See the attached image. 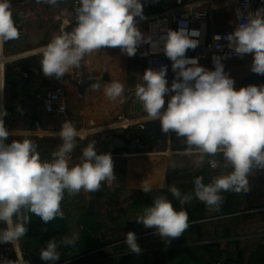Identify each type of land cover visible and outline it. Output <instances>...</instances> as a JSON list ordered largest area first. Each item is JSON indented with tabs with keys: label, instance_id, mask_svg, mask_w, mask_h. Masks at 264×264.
Instances as JSON below:
<instances>
[{
	"label": "clouds",
	"instance_id": "1",
	"mask_svg": "<svg viewBox=\"0 0 264 264\" xmlns=\"http://www.w3.org/2000/svg\"><path fill=\"white\" fill-rule=\"evenodd\" d=\"M38 4L59 5L62 0H36ZM73 13L61 10L56 19L59 31L49 43L41 47L40 70L47 78L61 80L72 68H79L85 57L106 48H119L121 53L134 57L141 44L151 43L152 51L163 43V52L172 62L175 73L171 85L166 79L167 65L158 69L147 68L142 83L135 86L134 97L146 119L159 121L161 132L174 133L186 147L185 155L195 156L197 164L208 163L213 170L221 166L230 168L227 174L213 176L204 183V177L194 178V196L210 210L219 211L222 193H247L248 175L253 167L264 169V85L249 84L236 88L234 79L225 71L222 60L226 56L213 55L214 70L201 66L199 58H189L188 50H195L201 32L189 30L181 22L178 30L168 29L153 42L137 27V18L145 19L141 0H73ZM74 14V19L69 17ZM240 22L235 30L223 37L227 47L237 56H253L251 71L264 75V9L247 12L237 10ZM20 33L13 18L10 0H0V45L19 39ZM219 41L221 36L216 35ZM221 46L217 45L219 49ZM93 91L101 85L93 84ZM4 85H0V92ZM106 98L123 103L124 85L111 82L103 88ZM48 110H51L50 108ZM65 108L61 105L60 111ZM7 110L0 104V244L11 243L14 248L28 232L31 216L47 225L63 218L62 202L65 195L74 196L81 191L96 192L102 183L111 184L116 176L111 153H99L95 142L82 149L78 163L70 165V154L76 148L77 138H83L70 120H65L58 132L62 141L50 160H42L38 146L30 139H13V132L5 126ZM142 191L151 188L144 185ZM172 196L183 206L190 203L193 194H182L172 186ZM187 211L177 210L164 195L155 196L144 207L136 222L154 230L167 246L188 229ZM47 231V228L44 229ZM78 237H55L40 250V260L56 264L61 247L75 244ZM127 247L139 255L142 251L134 232L126 233ZM0 264H24L4 258Z\"/></svg>",
	"mask_w": 264,
	"mask_h": 264
},
{
	"label": "crops",
	"instance_id": "2",
	"mask_svg": "<svg viewBox=\"0 0 264 264\" xmlns=\"http://www.w3.org/2000/svg\"><path fill=\"white\" fill-rule=\"evenodd\" d=\"M233 1L185 0V3L187 9L208 13V33H223L234 25ZM10 3L16 25L23 20L26 32L19 39L0 45V85H4L0 104L8 113L4 117L5 126L14 133L9 136V142L30 139L37 144L40 158L50 160L52 152L62 143L58 135L61 125L70 120L83 137L77 138L76 148L70 154V165L79 162L82 149L93 141L99 153L116 155L112 157L116 178L111 184L102 183L96 192L66 194L61 205L64 217L47 225L39 217L31 216L28 232L19 241L24 264H45L40 260V250L46 242L53 237L61 240L74 234L78 237L74 245L58 249L61 255L56 264H232L233 260L239 264H259V249L264 248L262 169L248 177L250 190L247 193H222L224 199L219 211L210 210L196 199L195 177L202 175L207 184L213 176L231 171L223 167L222 158L217 157L221 166L215 170L206 160L197 164L195 156L185 155L186 145L182 139H177L174 133H162L159 121L147 120L142 106L135 110L138 103L135 98L131 102H112L104 94V86L111 82L122 83L124 91L143 82L136 77L138 72L144 73V63L137 53L128 57L119 48L101 49L85 57L79 68L70 69L61 80L47 78L42 71L34 75L16 69L19 77H13L12 88L7 89V65L28 58L40 62L42 57L38 50L59 31L60 21L56 16L61 10L73 13L74 9V3L67 0L56 6L38 4L36 0H10ZM159 4H144L146 18H137V27L145 36L146 21L160 12ZM21 12H29V15L24 18ZM69 18L74 19V14ZM144 45L141 44L138 50ZM200 65L214 70L212 56ZM225 71L234 79L236 88L264 85V75L253 73L248 65L242 68L225 66ZM77 73L81 74L80 79L98 82L100 90L93 91L92 87L86 86L80 93L72 83L77 81L73 78ZM251 76L254 78L249 80ZM58 85L65 92L66 110L61 115L45 112L42 105L45 94ZM40 92L44 93L43 97ZM118 116L122 117V122L117 120ZM139 124H155L157 142L148 152L134 151L132 154L124 146H132L127 141L130 139L128 131ZM116 139L124 146L114 147ZM144 185L151 191H142ZM172 186L182 194L192 193L191 202L182 206L170 193ZM158 195L166 196L177 210H186L189 218L188 229L167 246L153 234L154 230L135 221L141 210ZM129 231L137 236L142 249L139 255L132 253L125 243ZM11 256L6 255L7 259Z\"/></svg>",
	"mask_w": 264,
	"mask_h": 264
},
{
	"label": "built area",
	"instance_id": "3",
	"mask_svg": "<svg viewBox=\"0 0 264 264\" xmlns=\"http://www.w3.org/2000/svg\"><path fill=\"white\" fill-rule=\"evenodd\" d=\"M185 0H170V2H162L159 4L160 12L154 16H151L146 21V37L151 36L153 42H158L159 37L163 35L168 29L178 30L183 22L189 30H199L201 35L199 37H193L194 39H199L200 44L195 50H188L186 55L189 58L197 57L198 62L201 64L203 61L208 60L210 56L219 55L226 56L227 58L222 60L224 66L242 68L244 66H249L251 68L253 56L251 54L244 55L243 57L237 56L232 50L227 47V41L223 39L227 34L232 33L235 27L240 22L237 19L236 13L239 10L242 13L247 14V12H255L258 9H264V0H234L231 3V8L234 14V25L228 31L223 33H208L207 32V21L208 13L206 11H193L187 9ZM23 17H27L29 12H21ZM23 20L17 23V28L19 30L20 36L25 35L26 29L23 25ZM219 35L221 39L216 41L213 39L214 36ZM217 45L221 47L218 49ZM137 56L144 63V72L147 68L158 69L161 64L167 65V75L166 79L168 85L170 86L173 79L175 78V73L172 70V62L165 56L163 52V43L160 42L158 50L156 52L152 51L151 43H145V45L137 51ZM75 80L81 78V74L77 73L73 75ZM134 87H127L124 91V97L126 102H131L134 97ZM43 109L47 113L64 114L66 110L65 106V92L62 86L58 85L54 87L51 91H48L44 98L42 99ZM61 105L65 108L63 112L60 111ZM51 110H48V109ZM117 120L122 122V117L118 116ZM122 126L126 128L127 126L123 123ZM139 129L144 128L143 124L138 125ZM112 155V154H111ZM143 155V154H142ZM116 155H112L115 157ZM147 156V155H143ZM261 169L253 167L250 171L248 177L254 176ZM264 172V169H262ZM5 228L2 223H0V229ZM12 255L14 258L21 256V246L18 242L17 246L11 243L0 244V260L7 258L6 255Z\"/></svg>",
	"mask_w": 264,
	"mask_h": 264
},
{
	"label": "trees",
	"instance_id": "4",
	"mask_svg": "<svg viewBox=\"0 0 264 264\" xmlns=\"http://www.w3.org/2000/svg\"><path fill=\"white\" fill-rule=\"evenodd\" d=\"M70 4H73V0H67ZM18 69L20 72H26L29 74L39 75L41 73L40 70V62L36 58H28L19 60L10 65H7L5 70V85L7 89L12 88V78L19 77V72L16 71ZM254 77H249V80H252ZM128 136L130 137L128 143L135 148L136 153L148 152L152 148L153 143L157 142L158 130H156L155 124L145 125L142 130L139 127H133L128 131ZM264 248L259 249L261 254V258L259 264H264ZM9 260L15 261L14 257L11 256ZM232 264H239L236 260L231 262ZM227 264V263H225ZM249 264V263H248Z\"/></svg>",
	"mask_w": 264,
	"mask_h": 264
},
{
	"label": "water",
	"instance_id": "5",
	"mask_svg": "<svg viewBox=\"0 0 264 264\" xmlns=\"http://www.w3.org/2000/svg\"><path fill=\"white\" fill-rule=\"evenodd\" d=\"M142 3L144 4H158V3H161L162 0H141ZM170 1H168L169 3ZM74 86H76V88L79 90L80 93H83V89H85L86 86H89L91 87L94 82L92 80H90L89 78H82V79H79L78 81H75V82H72ZM98 82H96L97 84ZM40 97H43L44 96V93L43 92H40L39 93ZM142 106L140 105L139 103L135 104V110H138L139 107ZM114 147L116 148H121L123 147L124 145L122 144L121 140L119 139H116L113 143ZM126 147V149L134 154V151H135V148L133 146H124Z\"/></svg>",
	"mask_w": 264,
	"mask_h": 264
},
{
	"label": "rangeland",
	"instance_id": "6",
	"mask_svg": "<svg viewBox=\"0 0 264 264\" xmlns=\"http://www.w3.org/2000/svg\"><path fill=\"white\" fill-rule=\"evenodd\" d=\"M142 75H143V71H140V72H138V74H137V76L136 77H140L141 78V80H142Z\"/></svg>",
	"mask_w": 264,
	"mask_h": 264
}]
</instances>
